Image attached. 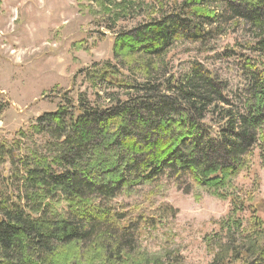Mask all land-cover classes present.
<instances>
[{
    "label": "trees",
    "instance_id": "1",
    "mask_svg": "<svg viewBox=\"0 0 264 264\" xmlns=\"http://www.w3.org/2000/svg\"><path fill=\"white\" fill-rule=\"evenodd\" d=\"M84 1L113 30L112 59L79 69L54 111L0 136V264H159L134 242L163 209L132 216L117 198L142 190L151 202L165 178L230 200L212 264H264L259 204L234 185L264 169V0L155 3L120 28L146 0ZM215 61L236 72L234 87Z\"/></svg>",
    "mask_w": 264,
    "mask_h": 264
},
{
    "label": "rangeland",
    "instance_id": "2",
    "mask_svg": "<svg viewBox=\"0 0 264 264\" xmlns=\"http://www.w3.org/2000/svg\"><path fill=\"white\" fill-rule=\"evenodd\" d=\"M146 1L148 7L134 19L119 21L117 28L140 22L152 11L151 4L166 8L180 0ZM92 9L95 5L84 0H0V136L13 138L16 130L37 116L54 111L62 101L61 92L73 87L79 69L112 59L113 30L103 26ZM231 41L229 37L220 41V47ZM80 42V47L74 44ZM185 57L179 54L175 58ZM215 64L222 78L234 87L236 72L228 71L226 61ZM55 86L60 94L54 96L51 89ZM75 86L81 91L86 88L82 79ZM254 175L261 180L255 192ZM158 184L151 202L141 204L145 199L142 190L117 198L132 216L139 211L154 216L158 207L163 209L160 222L140 227L134 252L159 254V264H212L225 243L226 238L222 235L218 239L216 234L221 233L219 221L227 215L230 200L168 178ZM234 185L254 194L264 219V169L255 163L251 172L238 175ZM134 208L138 212H133Z\"/></svg>",
    "mask_w": 264,
    "mask_h": 264
}]
</instances>
